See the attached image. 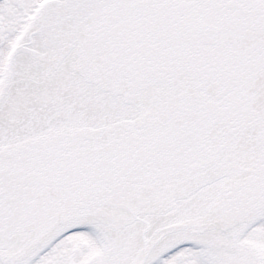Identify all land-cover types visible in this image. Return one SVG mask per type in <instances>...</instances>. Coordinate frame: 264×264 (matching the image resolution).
<instances>
[{
  "label": "snow or ice",
  "instance_id": "snow-or-ice-1",
  "mask_svg": "<svg viewBox=\"0 0 264 264\" xmlns=\"http://www.w3.org/2000/svg\"><path fill=\"white\" fill-rule=\"evenodd\" d=\"M0 264H264V0H0Z\"/></svg>",
  "mask_w": 264,
  "mask_h": 264
}]
</instances>
